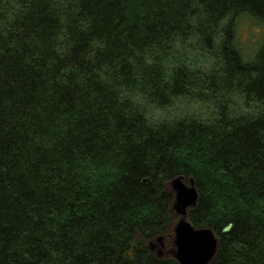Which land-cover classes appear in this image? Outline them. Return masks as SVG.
I'll use <instances>...</instances> for the list:
<instances>
[{"label": "trees", "instance_id": "obj_1", "mask_svg": "<svg viewBox=\"0 0 264 264\" xmlns=\"http://www.w3.org/2000/svg\"><path fill=\"white\" fill-rule=\"evenodd\" d=\"M192 3L0 0V264H179L149 245L172 244L179 176L199 194L188 220L218 239L210 264H264V49L244 65L231 28L212 39L227 13L264 21V0H199L183 54L207 71L172 44ZM236 93L252 111L231 118ZM178 100L215 114L148 125L146 105Z\"/></svg>", "mask_w": 264, "mask_h": 264}, {"label": "clouds", "instance_id": "obj_2", "mask_svg": "<svg viewBox=\"0 0 264 264\" xmlns=\"http://www.w3.org/2000/svg\"><path fill=\"white\" fill-rule=\"evenodd\" d=\"M193 9H201L196 15H189L186 20V27L191 25V31L187 38V41L184 40L183 36L177 35L172 42L175 49L183 50V45L187 43L188 45L196 44L200 39V33L196 31L199 27L201 21L207 19L206 14L203 13V5L199 3V0H193L192 3ZM11 18V17H10ZM213 45L216 49H220L225 40L227 39L226 30L231 28L233 32V39L231 41L232 47L239 53L241 58V63L244 65H249L257 62V56L260 53L261 49H264V21L258 20L254 17H251L248 14H241L239 17H236L233 20L231 13L225 14L219 21L213 26ZM147 63L152 64L153 60L151 56L145 54ZM217 60L215 58L208 59V68L211 69ZM166 80L168 77L165 78ZM230 98L235 101L230 104L229 112L231 118H236L241 115L249 114L252 110L245 107L244 101L239 93L229 94ZM178 99H183L178 98ZM211 106V105H210ZM180 105L171 104L164 107L152 105L151 109L144 113L145 119L149 126L158 125L165 122V120H170L176 118L177 112L176 109ZM199 109V111H198ZM183 111L187 115H201L205 114V107L201 104L200 101H196L191 107L184 108Z\"/></svg>", "mask_w": 264, "mask_h": 264}, {"label": "water", "instance_id": "obj_3", "mask_svg": "<svg viewBox=\"0 0 264 264\" xmlns=\"http://www.w3.org/2000/svg\"><path fill=\"white\" fill-rule=\"evenodd\" d=\"M174 200L171 210L179 217L174 227L172 254L179 264H210L217 253L218 239L209 227H195L188 220V210L197 205L199 194L193 179L187 184L183 177H175L171 181ZM164 247V237L156 238ZM152 251L157 245L154 240L149 243ZM128 255H133L129 252ZM163 250L158 251V256Z\"/></svg>", "mask_w": 264, "mask_h": 264}, {"label": "rangeland", "instance_id": "obj_4", "mask_svg": "<svg viewBox=\"0 0 264 264\" xmlns=\"http://www.w3.org/2000/svg\"><path fill=\"white\" fill-rule=\"evenodd\" d=\"M184 50H180L177 49L176 50V57H178L179 59H183L185 60L187 63H190L193 66H200V67H206V65H208V59L207 57H205L203 54H201L198 51H187L184 52ZM196 101L193 100H178L176 102H174L173 104H179L180 107L176 109L177 115L176 118H180L183 116H193V115H187L185 114V112L183 111L184 108L187 107H191L192 104H194ZM231 102L234 103L235 101H233L231 99ZM201 104L204 105L205 107V114H201V115H196L194 117L196 118H202V119H208V118H212L213 115L215 114V108L214 105L211 102H201ZM211 105V106H210ZM152 106L150 105H146V111L150 110ZM199 111V109H198ZM172 120V119H170ZM172 181V180H171ZM171 181L169 182V188L172 190V186H171ZM187 184H189V182H186ZM179 221V217L172 211V225H171V229H172V234L174 236V227L176 226V224ZM173 236H172V244L171 241L169 240V242L166 240L167 237H169V235H167L166 237H164V247L161 245V243L157 240H154L155 244L157 245V247L154 250V253H156L158 255V251L159 250H163V255H172V249L174 248V244H173ZM167 242L169 243V246L167 245Z\"/></svg>", "mask_w": 264, "mask_h": 264}]
</instances>
